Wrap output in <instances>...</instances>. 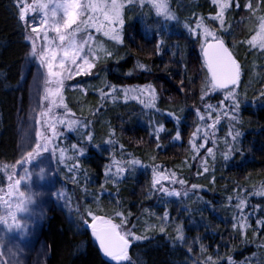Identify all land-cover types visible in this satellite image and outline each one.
Listing matches in <instances>:
<instances>
[{
    "label": "trees",
    "instance_id": "obj_1",
    "mask_svg": "<svg viewBox=\"0 0 264 264\" xmlns=\"http://www.w3.org/2000/svg\"><path fill=\"white\" fill-rule=\"evenodd\" d=\"M239 2L243 5L247 0ZM12 5L13 0H0V165H13L18 159L19 110L28 99V93L21 90L17 81L23 69L24 54L30 45L23 39V28ZM171 6L179 23L165 22L154 15L142 17L139 10H126L125 44L117 46L123 59L119 62L116 59L100 62L94 69V75L69 81L72 86L80 84L84 91L71 89L66 84L64 102L77 117L92 120L90 127L96 137L94 143L106 140L107 133L115 129L114 138L125 145L126 153L132 154L126 159L134 156L150 164L153 161L149 158L155 156L154 162L163 170L176 171L178 176L186 177L190 183L204 185L200 194L205 200L212 201V205L192 203L196 200L195 195H191L190 199L185 198L183 203L176 197L165 198L163 193L149 196L151 170L139 166L134 174L126 173L117 183L110 181L101 191L103 165L109 162L111 155L109 145L101 143L99 149L89 145L87 155L81 158L82 171L75 174L78 183H73V173H68L63 164L59 165L60 172L54 171V183L65 194L62 201L48 209L47 214L44 213L42 220L34 219V225L37 224L39 228L36 239L40 243L38 249L43 256L40 262L107 264L88 228L91 218L86 217L88 224L78 219L79 206L81 210L90 207L96 214L112 218L117 223L119 218L114 215L116 211L131 213L125 227L137 234H145L147 224L156 223V217L144 209L160 215L168 207L174 222L183 221L185 243L173 242V226L168 228L171 238L149 229L146 233L148 239L133 241L130 245L132 264H193V260H200L202 264L204 256L214 255L217 249L221 255H231L237 264H264V229L255 224L260 214L251 217L252 228L247 230L246 235H240L232 228L235 201L230 205L226 199L228 195L234 194V190L240 191L241 187L252 191L253 186L259 188L264 185V101L253 99L258 96L259 90L264 89V53L250 48L245 42L252 34L250 14L247 9H237L233 5L232 10L225 14L229 30L222 33L226 45L233 50L241 64L240 84L237 87L241 105L236 126L243 133L239 138L243 154H236L227 162L223 161L219 153L216 160L206 157L210 171L203 173L200 168L203 174L197 176L195 173L199 161L191 160L188 140L196 119L194 106H200L203 110L200 89L207 69L199 45L182 25L188 22L194 26L197 16H203L210 27L217 31H220V27L218 21L209 19L214 8L208 0H171ZM145 21L147 24H159V32L166 42L163 52L155 51L157 29H147ZM98 38L103 39L108 46L114 43L107 38ZM137 63H144L147 68L135 69ZM130 69H134L133 75H125ZM105 80L121 87L151 84L159 97L157 106L165 112L175 111L182 116L181 141L172 140L175 125L167 115L144 109L136 100L126 103L122 99L115 103L109 100L103 103L99 92L94 89L101 87V82ZM209 96L211 99L206 97L205 101L213 104L222 98L220 93H210ZM181 108L184 109L182 113ZM150 120L152 127L148 123ZM156 121L163 122L169 130L160 133V143L164 146L160 149L156 147ZM226 124L227 121H222L217 133L221 138L218 147L223 145ZM61 133L56 141L60 147L77 141L74 132L62 127ZM116 148L119 158V144ZM68 155L71 152L66 153ZM51 157L55 170L57 159L52 153ZM84 171H87L90 180L85 179ZM5 177L6 173L0 170V188H4V191L7 188ZM85 189L98 194L99 201L86 194ZM250 203H264V198L251 197ZM185 205H189L193 211L188 213ZM196 237L200 239L196 240ZM201 243L207 249L203 255L200 252ZM189 246L193 248L191 253L187 251Z\"/></svg>",
    "mask_w": 264,
    "mask_h": 264
},
{
    "label": "snow or ice",
    "instance_id": "obj_2",
    "mask_svg": "<svg viewBox=\"0 0 264 264\" xmlns=\"http://www.w3.org/2000/svg\"><path fill=\"white\" fill-rule=\"evenodd\" d=\"M208 2L214 8V13L209 15V19L219 22L220 31L205 23L203 16H197L194 26L188 22L182 25L188 35L194 38L199 45L204 66L207 69L200 89L203 110L200 106H194L196 119L193 121L194 130L191 131L188 140L192 153L191 160L199 161L195 173L197 176L210 171L206 157L216 160L217 153H219L223 161L227 162L234 155L243 154L239 140L243 133L236 126L237 113L241 105L237 92L240 84L241 64L233 54V50L226 45L222 35L223 32L229 30L226 27L225 14L232 10L233 5L237 9L241 7L247 9L250 14L252 34L245 42L250 48L259 49L261 53H264V0H247L243 5L239 0H208ZM12 6L23 28V39L30 45L23 57V69L26 70L33 60L39 65V68L32 73V78L27 85L34 102L31 112L36 114L35 119L39 127L35 131L33 141L32 127L30 124L27 125L23 129L22 146L27 147L28 150L21 154L15 164L0 165V170L6 173L7 181V198L0 196V206L5 209V213L0 214V224L8 230L22 229L21 234L23 235L28 230V221L22 222L18 219V214L37 215L30 205L35 203L36 196L42 193L32 192L30 185L28 189L22 190L23 183L31 180L32 172L28 165H31L34 160L41 157L43 153H52L57 159V167L54 171L60 172L59 165L63 164L68 173H73L71 177L73 183H78L75 174L82 171L81 158L87 155L89 145L99 149L101 143L109 145L111 153L109 162L103 165L101 191L110 181L117 183L126 173L134 174L139 166L151 170L149 196L154 193H163L165 198L176 197L183 203L185 198L190 199L191 195H195L196 200L192 203L202 202L212 205V201L205 200L200 194L204 185L190 183L186 177L178 176L176 171L163 170L159 164L154 162L155 156L149 158L153 161L150 164L134 156L126 159V156L132 154L126 153L125 145L114 138L115 129L107 133L106 140L94 143L96 137L90 127L92 120L77 117L64 102L66 81L73 80L74 77L94 75V69L100 62L108 59H116L119 62L123 59L119 55L117 46L125 44L126 10H139L142 17L154 15L165 22L179 23V18L171 6V0H13ZM145 25L147 29L153 27L157 29L158 40L155 51L163 52L166 42L159 32V24H147L145 21ZM98 37L107 38L108 41L114 43L108 46L103 39ZM146 68L144 63L135 65V69L145 70ZM133 73L134 69H130L125 75L132 76ZM25 79V73L21 71L17 81L18 85L23 86ZM101 84V87L94 90L99 92L103 103L109 100L113 103L121 99L125 103L129 100H136L144 109L155 110L156 113L167 115L175 125L172 140L181 141L182 116L175 111L165 112L157 106L159 97L151 84L121 87L106 80ZM75 87L81 89L80 84H76ZM210 93H220L222 98L216 104L206 102V97L211 99ZM253 99L264 101V89L259 90L258 96H254ZM180 111L182 113L184 109L181 108ZM222 121H227V131L222 138V147H218L221 138L217 136V133L220 131ZM155 123L158 125L154 128L156 147L160 149L164 147L160 143V133L169 130L165 128L163 122L156 121ZM62 127L74 132L77 141L60 147L56 141L62 134ZM209 143L211 146H208ZM117 144H119V158H117ZM68 152H71V155L66 156ZM17 168L22 171L17 172ZM200 168L203 169V173L199 170ZM39 173L43 177L45 168L41 167ZM83 175L86 180H90L87 171H84ZM214 181L213 176L212 182ZM0 192H4V188H0ZM85 193L92 195L96 201L100 199L98 194L89 193L87 189ZM53 195L59 198L64 193L58 190ZM251 197L264 198V185L259 188L253 186L252 191L241 187L240 191L234 190V194L226 197L230 205H233L235 201L232 228L240 235H246L247 230L252 228L251 217L253 215L260 214L257 215L255 224L264 229V214H261L264 213V203L252 204L250 203ZM185 210L188 213L193 211L189 205H185ZM144 211L155 216L156 223L147 224L146 222L145 234H137L136 231L125 227L129 223L128 216L131 213L116 211L114 215L119 218L117 223L112 218L96 214L90 207H84L83 210L77 207L80 221L88 224L86 217L91 218V234L98 242L99 250L106 258L107 264H126V262L132 264L129 247L133 241L148 239L146 233L149 229L170 236L168 228L173 226L175 233L173 242L185 243L183 221L174 222L168 207H165L160 215L149 212L148 209ZM39 215L42 217L43 212ZM253 234H255V229H253ZM195 239L199 240L200 237ZM0 245H3L0 247V264H19L16 255L20 251V245L6 241L2 233H0ZM187 251L191 253L193 248L189 246ZM200 252L202 255L207 252L203 243L200 244ZM193 264H201V261L193 260ZM202 264H237V262L231 255H221L217 249L214 255L204 256Z\"/></svg>",
    "mask_w": 264,
    "mask_h": 264
},
{
    "label": "rangeland",
    "instance_id": "obj_3",
    "mask_svg": "<svg viewBox=\"0 0 264 264\" xmlns=\"http://www.w3.org/2000/svg\"><path fill=\"white\" fill-rule=\"evenodd\" d=\"M39 68L38 63L33 60L32 63L28 66V68L22 69L24 71L26 79L23 82V86H21V90L25 91V93H28V99L27 102L23 104V106L19 110V117H18V130H19V156L20 158L21 154L28 150L27 147L22 146L23 145V129L27 125H31L32 127V135H33V141L35 140V131L39 127L36 123L35 119V113L31 112L32 107H34V102L31 99V95L28 90V83L32 78V73L35 72ZM76 78V77H74ZM73 78V79H74ZM71 81V80H70ZM66 84L69 85L71 89H78L75 86H72L69 84V81H66ZM81 86V91L82 90ZM149 125L152 127V120H150ZM156 126V124H155ZM153 126V127H155ZM29 170L32 172V177L30 182H25L22 185V190H26L31 188V191L34 193H42V195H38L35 198V203L30 205V208L37 213V215H31V214H25V213H19L18 219L23 221H28V230L25 234L22 233V229H11L8 230L3 224H0V233L5 235L6 241H10L11 244H19L20 245V251L17 252L16 260L19 261V264H45L44 261L40 262L41 259H43V256L40 254L39 251V240L37 238L38 232V226L34 225V219L40 218L43 219L39 213L43 212L47 214V210L53 207L54 204L59 203L62 201V197H55L53 193L56 191H61L58 186L54 183V168H53V162L50 152L43 153L41 157L34 160L31 165H28ZM43 167L45 168V173L43 177L39 173V169ZM17 172L22 171L20 168L16 169ZM7 188L4 192L0 193V196L6 197ZM65 194V193H64ZM5 209L3 206H0V214H4ZM33 228V229H32ZM88 228L91 233L90 224L88 225ZM92 236V234H91ZM92 238L95 240V238L92 236ZM96 241V240H95ZM97 242V241H96ZM98 244V242H97ZM130 249V247H129Z\"/></svg>",
    "mask_w": 264,
    "mask_h": 264
},
{
    "label": "clouds",
    "instance_id": "obj_4",
    "mask_svg": "<svg viewBox=\"0 0 264 264\" xmlns=\"http://www.w3.org/2000/svg\"><path fill=\"white\" fill-rule=\"evenodd\" d=\"M0 247H3V245H0Z\"/></svg>",
    "mask_w": 264,
    "mask_h": 264
}]
</instances>
